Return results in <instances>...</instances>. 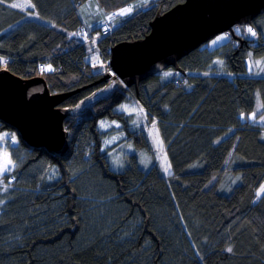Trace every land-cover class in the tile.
Returning a JSON list of instances; mask_svg holds the SVG:
<instances>
[{
  "label": "trees",
  "instance_id": "16d2710c",
  "mask_svg": "<svg viewBox=\"0 0 264 264\" xmlns=\"http://www.w3.org/2000/svg\"><path fill=\"white\" fill-rule=\"evenodd\" d=\"M88 1L30 0L35 8L22 9L11 5L29 0H0V70L42 76L52 93H70L61 107H76L106 84L109 62L100 69L96 60L110 61L112 47L151 32L159 10L186 2L96 0L106 16L93 28L80 11ZM262 28L258 43L239 31L218 48L193 51L179 62L183 73L169 68L179 79L164 71L139 87L116 79L106 97L66 119L65 155L31 147L0 120V134H18L10 151L20 160L3 178L15 177L8 190L0 184V264H264V77L247 68L253 55L264 56ZM132 96L156 125L172 173L158 163L141 168L135 154L112 168L102 118L153 150L145 128L131 130L129 115L116 110ZM90 198L106 202L91 206ZM124 220L139 224L131 239L119 235Z\"/></svg>",
  "mask_w": 264,
  "mask_h": 264
},
{
  "label": "water",
  "instance_id": "95a60500",
  "mask_svg": "<svg viewBox=\"0 0 264 264\" xmlns=\"http://www.w3.org/2000/svg\"><path fill=\"white\" fill-rule=\"evenodd\" d=\"M264 15V0H186L151 22L143 39L121 42L111 49V66L102 81L120 79L125 85L140 84L169 68L183 73L180 61L218 35L234 33ZM70 93H51L44 77L24 79L0 70V120L14 127L22 140L50 154L65 155L70 149L66 119L76 107H61Z\"/></svg>",
  "mask_w": 264,
  "mask_h": 264
},
{
  "label": "rangeland",
  "instance_id": "374dc122",
  "mask_svg": "<svg viewBox=\"0 0 264 264\" xmlns=\"http://www.w3.org/2000/svg\"><path fill=\"white\" fill-rule=\"evenodd\" d=\"M80 11H81L82 16L88 22H90L93 28H98L99 24L101 23L100 20L102 19V17L106 16V13H103V11L100 9L96 0H90L87 3H85L80 8ZM257 24L259 25L262 24L263 35H264V17L262 16L258 17L256 19V24L252 25L254 28V31L257 33L256 36H252L251 34L246 33L244 31L243 32L250 38L255 39L258 43L260 41V38H259L260 33L257 31ZM248 26L250 25H240V28L241 30H243L244 28ZM81 34L84 35L85 37H88L89 30L82 32ZM225 34H228V38L226 40L219 41L216 45L212 44L213 40H216L217 37L223 36ZM231 35L232 34L230 32L222 33L218 35L217 37H215L214 39H212L211 41H209L208 43L204 44L202 47H206L209 49L218 48L222 44L226 43L230 39L229 36ZM253 57L249 58L247 61V68H248L249 75L256 76V77H264V70H262L264 69V56L257 58L253 55ZM96 61L98 62V67L100 69L104 68V64H107L106 62H109L107 73L111 72L112 75H115V72L113 70L110 71L111 69L110 61H105L104 57ZM257 62H260L259 65H257ZM165 73H169V75H165ZM178 73L179 72L176 70L173 71L171 69H168L162 73V76L170 77V76L175 75V77L179 79L180 74ZM115 81L116 79L113 80L112 83H110V81H105L106 82L105 86L100 87L99 89L95 90L91 95L83 99L81 103L77 106V110L85 109L86 107L95 103L100 98L106 97L113 89L115 85ZM131 99L118 105L116 107V110L129 115L131 130L138 131L141 127L145 128V133L147 134V137L149 138L152 144L153 150L149 151L146 148L138 149L134 145L133 140L129 139L130 135L128 134L127 130H125L126 128L123 127V124L120 121L111 120L109 118H102L99 123V126L106 134V138L104 141V149L107 150L108 158L111 162L112 168L117 171L122 170L126 165L127 155L135 154L139 158V165L141 168L148 170L154 164L158 163L164 169L166 167L168 168V171H166L168 174L172 173L171 165L169 163L163 141L159 135L156 125L154 123L148 124L149 117H148L146 110L138 103V101L133 96L131 97ZM4 133H12V134H15V137H16V142L14 144H11L7 138L0 141V154L2 153L9 154L12 161L16 165V167L12 170L13 172L20 165V160L19 161L14 160V155L11 154L10 148L12 147L17 148L19 144V137L16 131L8 130V131L2 132L0 135H3ZM20 151H23V150H20ZM263 186H264V183H263ZM88 202H91L90 203L91 206H96L97 204L105 203L106 201L104 199L97 201V199L90 198ZM120 210L122 209L119 207L113 211H109L106 214L104 222H110L112 221V219H115L118 213H120ZM93 213L96 215V217H101L100 214L96 210H93ZM89 223L92 226H97V221H96V225H95L94 220L92 222L90 221ZM116 223H118V221H116ZM123 223H124V226L120 230H118L119 235L123 239H131L136 234V232L139 231V224H137L135 220H124Z\"/></svg>",
  "mask_w": 264,
  "mask_h": 264
},
{
  "label": "snow or ice",
  "instance_id": "6c2138e0",
  "mask_svg": "<svg viewBox=\"0 0 264 264\" xmlns=\"http://www.w3.org/2000/svg\"><path fill=\"white\" fill-rule=\"evenodd\" d=\"M11 7H14V8H22V9H26L28 7H31V8H35V5L32 4L29 0V3L26 4V5H22V4H19V3H14L11 5ZM132 9L131 8H128V9H122L120 11V15H125L129 12H131ZM239 31H244L246 33H249L251 34L252 36H256L257 33L253 30V28L251 26H248L246 28H244L243 30L239 29V28H236L234 29V32H239ZM228 38V34H225L223 36H219L216 38V40H213L212 41V44L213 45H216L219 41H223V40H226ZM0 63H5L6 64V61L3 60V58H0ZM260 62H257V65H259ZM45 69L42 67L41 68V71H44ZM48 71H52L53 69L49 66L47 68ZM251 70V69H250ZM264 70V69H262ZM165 75H169V73H165ZM250 119H255V113H253V115L250 117ZM261 119L264 120V116H261ZM5 138H7L9 140V142L11 144H14L16 142V137H15V134H12V133H4L3 135H0V141L4 140ZM16 167L15 163L12 161L11 157L9 154L7 153H2L0 154V184H3V191H7L8 190V187H10L11 185V181L13 179H15V177H11V179H9L8 183L7 184H4L3 182V178L6 174H9L12 172V170ZM170 167V166H169ZM55 171V170H53ZM165 171H168V168L166 167L165 168ZM260 193H264V186H262L260 189H259V192H258V197H259V194ZM227 251L231 252L232 249L231 248H228Z\"/></svg>",
  "mask_w": 264,
  "mask_h": 264
},
{
  "label": "built area",
  "instance_id": "2783aa9c",
  "mask_svg": "<svg viewBox=\"0 0 264 264\" xmlns=\"http://www.w3.org/2000/svg\"><path fill=\"white\" fill-rule=\"evenodd\" d=\"M129 8V6L128 7H126V8H124V9H128ZM104 27H105V29H104V33H106V32H108V29H109V25L108 24H105L104 25ZM81 30H82V32H85V31H87V29L86 28H81ZM84 36V35H83ZM85 37V36H84Z\"/></svg>",
  "mask_w": 264,
  "mask_h": 264
},
{
  "label": "bare ground",
  "instance_id": "6f19581e",
  "mask_svg": "<svg viewBox=\"0 0 264 264\" xmlns=\"http://www.w3.org/2000/svg\"><path fill=\"white\" fill-rule=\"evenodd\" d=\"M9 71H10V70H9ZM10 72H11V71H10ZM12 73H13V72H12ZM13 74H14V73H13ZM47 84H48V83H47ZM48 86H49V85H48ZM49 89H50V88H49ZM50 91H51V90H50ZM51 93H52V92H51ZM64 102H65V100H64V101H62V102H61V104H63Z\"/></svg>",
  "mask_w": 264,
  "mask_h": 264
},
{
  "label": "clouds",
  "instance_id": "9594fccd",
  "mask_svg": "<svg viewBox=\"0 0 264 264\" xmlns=\"http://www.w3.org/2000/svg\"><path fill=\"white\" fill-rule=\"evenodd\" d=\"M113 81H110V83H112Z\"/></svg>",
  "mask_w": 264,
  "mask_h": 264
}]
</instances>
